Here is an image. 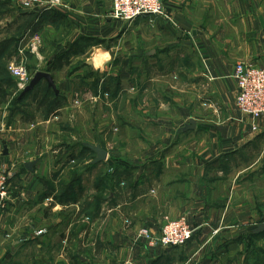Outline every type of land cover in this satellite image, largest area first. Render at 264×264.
Returning <instances> with one entry per match:
<instances>
[{"label": "crops", "instance_id": "1", "mask_svg": "<svg viewBox=\"0 0 264 264\" xmlns=\"http://www.w3.org/2000/svg\"><path fill=\"white\" fill-rule=\"evenodd\" d=\"M165 1L171 19L128 22L110 0H0V60L17 38L58 90L41 80L17 116L0 104V264H264V117L238 110L233 76L264 65V0ZM181 217L178 258L138 237Z\"/></svg>", "mask_w": 264, "mask_h": 264}, {"label": "built area", "instance_id": "2", "mask_svg": "<svg viewBox=\"0 0 264 264\" xmlns=\"http://www.w3.org/2000/svg\"><path fill=\"white\" fill-rule=\"evenodd\" d=\"M112 12L116 19L134 21L141 15H157L171 19L167 12L165 0H110ZM62 0H20L24 9H53L60 5ZM12 76L17 82L18 90H23L32 78L25 63L11 67ZM237 85L236 106L243 114L253 118L264 117V65L251 62L237 63L234 71ZM9 175L3 167L0 153V222L8 206L10 195ZM194 236L186 217L173 219L163 225L160 235L153 236L149 230L142 229L139 238H145L150 245L182 246Z\"/></svg>", "mask_w": 264, "mask_h": 264}, {"label": "rangeland", "instance_id": "3", "mask_svg": "<svg viewBox=\"0 0 264 264\" xmlns=\"http://www.w3.org/2000/svg\"><path fill=\"white\" fill-rule=\"evenodd\" d=\"M21 5V4H20ZM5 7H7V6H5ZM21 9L23 8L24 9V7L23 6H19ZM13 9V11H14V8H12ZM24 10H26V11H32V10H36V9H24ZM3 11L4 12H2V13H0V17L1 18H4L3 19V21L1 22V24H2V26L4 27L5 26V30H4V35L6 34V26H7V28L9 29L10 27H9V25H11L12 24V19H14V15H13V13L11 12V10H10V7L9 8H6V9H3ZM7 21V22H6ZM27 21H29V20H27ZM31 23V22H30ZM29 22L27 23V25L28 24H30ZM1 30V29H0ZM30 31L28 30V27H27V37H26V40H27V43L30 41ZM0 36H1V34H0ZM0 39H2V37H0ZM14 41H12L11 40V42L13 43V47H11L10 48V51L9 52H7L5 55H4V57H5V59L4 60H0V75H4L5 77H9V78H13L14 80H15V78L12 76V73H11V67H12V65H15V64H20V63H25L26 65H27V67H28V69H29V71H30V73L31 72H34L33 70L34 69H36V68H38V67H41L40 66V64L39 65H37V62H36V60L34 59V57H35V54L34 53H32L31 52V50H30V48L29 47H25V50H24V52H21L20 50H19V48L17 49L16 48V45H17V38H14L13 39ZM22 43H23V41H19V46L18 47H20L21 45H22ZM32 75V74H31ZM34 75V74H33ZM32 75V76H33ZM32 79V78H31ZM14 82H16V81H14ZM30 82V81H29ZM16 84V83H15ZM15 87H16V85H15ZM15 87L13 88V86L10 88V93H11V99H10V102H9V104H8V107L10 108V110H11V115H13L14 116V114H15V116H17L16 114L18 113V112H23L24 111V109H23V107H22V105L20 104L21 102H19L18 101V97L20 96V91L21 90H18V88L17 89H15ZM26 101H27V103H28V101H29V99H26ZM30 105H32V104H30ZM29 113H31V115L32 114H34L35 112L33 111V109H30L29 108ZM28 112H27V115H30ZM12 117V116H11ZM4 120H6L5 122H6V124L7 125H9V124H14L13 122H14V119H13V122H12V119L11 118H6V119H4ZM79 120H81V119H79ZM42 124V123H41ZM41 124H39L40 126H41ZM64 124H65V122H64ZM40 126H38V127H40ZM63 137H64V140H65V133H64V135H63ZM9 183H10V180H9ZM60 190V189H59ZM62 190H64V187L62 188ZM194 237V236H193ZM193 239V238H192ZM191 239V240H192ZM190 240V241H191ZM189 241V242H190ZM188 242V243H189ZM187 243V244H188ZM187 244H185V245H187ZM157 245H159V244H157ZM185 245H182V246H162V245H159L160 247H162V248H166V249H168V250H171L170 252H172V255L175 257V258H178V254L180 253V252H177L176 250L179 248H181L182 249V247H184ZM156 246V245H155ZM181 255H183V254H181Z\"/></svg>", "mask_w": 264, "mask_h": 264}, {"label": "water", "instance_id": "4", "mask_svg": "<svg viewBox=\"0 0 264 264\" xmlns=\"http://www.w3.org/2000/svg\"><path fill=\"white\" fill-rule=\"evenodd\" d=\"M45 79L49 86L52 87L56 92H58L56 84L53 80L52 75L49 72L46 71H38L35 73V75L32 77L30 82L26 85V87L21 92V97L27 95L31 91L34 90V88L41 82V80ZM195 122L192 121L191 124L187 125L186 128H194ZM89 147L97 153V158L93 161L94 163H98L100 161L107 159V151L102 149L100 145H89ZM32 163H30L28 166H30ZM264 228V225L261 226Z\"/></svg>", "mask_w": 264, "mask_h": 264}, {"label": "trees", "instance_id": "5", "mask_svg": "<svg viewBox=\"0 0 264 264\" xmlns=\"http://www.w3.org/2000/svg\"><path fill=\"white\" fill-rule=\"evenodd\" d=\"M6 46H8V43H6ZM0 56H1V51H0ZM31 74H33V73L31 72ZM14 81H16V80H14L13 78H9V77H5L4 75H0V104L7 101L9 96H11V93L9 92V90L12 86L14 88L16 85L15 89H17V82H14ZM34 91L35 90L30 92L29 94L33 93ZM35 97L39 101L40 104H43L48 108H50L52 106L51 105L52 103L49 101L50 96H48L47 93L43 94L42 92H38V94H36ZM23 98L24 97L20 98V96H19L18 101L21 102L23 100ZM51 109L52 108H50V110Z\"/></svg>", "mask_w": 264, "mask_h": 264}]
</instances>
